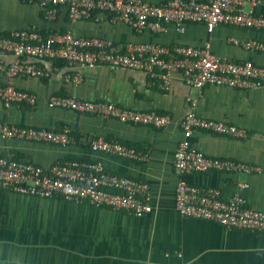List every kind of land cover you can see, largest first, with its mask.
I'll return each instance as SVG.
<instances>
[{"label": "crops", "instance_id": "obj_1", "mask_svg": "<svg viewBox=\"0 0 264 264\" xmlns=\"http://www.w3.org/2000/svg\"><path fill=\"white\" fill-rule=\"evenodd\" d=\"M256 12L262 13L264 8ZM32 27L44 34L69 31L77 37H100L116 44L201 47L209 43L212 52L221 58L264 66V50H248L234 43L238 39L264 44V32L218 26L210 33L204 24H186L181 32L169 25L163 33L137 34L122 23L110 22L105 14L71 22L64 10L55 21L47 22L35 4L0 0V35ZM15 61L12 54L0 51V62L5 67ZM27 62L43 67L49 77L0 72V86L12 85L37 97L33 107L5 108L0 102V122L52 130L68 126L78 138L103 136L118 140L148 151L149 157L144 162L120 159L93 152L80 141L61 147L1 137L0 155L14 156L45 169L65 159L99 161L110 173L148 183L153 210L137 218L126 211L78 205L61 197L45 199L0 191V264H264V234L230 230L179 214L175 197L180 177L174 169L183 135L181 123L190 110V99H197L199 116L227 122L249 134L248 138H237L196 131L191 138L195 149L209 157L264 167V86L237 90L207 85L200 94L186 84L182 72L174 71L170 89L164 92L151 85L147 74L131 69L69 66L33 58ZM78 74L79 84L68 82L67 76ZM54 95L157 111L169 114L172 124L158 131L51 108L49 100ZM185 180L200 187L218 188L225 199L242 194L250 207L264 211V174L211 172L191 174ZM242 184L245 189L240 187Z\"/></svg>", "mask_w": 264, "mask_h": 264}, {"label": "built area", "instance_id": "obj_2", "mask_svg": "<svg viewBox=\"0 0 264 264\" xmlns=\"http://www.w3.org/2000/svg\"><path fill=\"white\" fill-rule=\"evenodd\" d=\"M37 5L47 22L55 21L66 11L71 22L107 15L110 22L122 23L137 34L163 33L167 26L181 32L186 24H204L212 33L218 26H231L244 31L264 32V0H21ZM248 50L262 51L264 44L255 40H234ZM0 51L12 54L16 61L8 67L0 62V72L9 76L49 77L41 66L30 64L33 58L45 62H62L80 67L108 66L140 71L150 77L152 86L168 91L174 71L183 74L186 84L201 94L207 85L237 90L264 86V66L251 61L236 62L212 52L209 43L201 47L154 43L116 44L100 37H77L72 32L43 34L38 28L14 30L0 35ZM68 82H81L80 75L67 76ZM0 102L5 108L33 107L37 97L12 85L0 86ZM49 107L69 110L80 115L114 119L123 124L149 126L161 131L172 124L169 114L137 111L109 102L84 101L72 96L54 95ZM197 99H190V110L181 123L182 139L174 160L180 180L176 188L175 208L186 219L212 222L230 230L264 234V211L250 207L242 194L229 199L218 188L190 184L191 174L222 172L238 175H263L264 167L227 158H213L195 149L191 138L196 131L220 136L248 138L245 129L224 121L203 118L196 112ZM0 137L46 143L61 147L88 145L96 153L144 162L149 152L127 146L103 136L78 138L68 126L60 130L0 122ZM245 189L246 185H240ZM0 191L126 211L141 218L153 210L148 183L108 172L99 161L65 159L45 169L14 156L0 155Z\"/></svg>", "mask_w": 264, "mask_h": 264}, {"label": "trees", "instance_id": "obj_3", "mask_svg": "<svg viewBox=\"0 0 264 264\" xmlns=\"http://www.w3.org/2000/svg\"><path fill=\"white\" fill-rule=\"evenodd\" d=\"M43 34H44V32H43Z\"/></svg>", "mask_w": 264, "mask_h": 264}]
</instances>
